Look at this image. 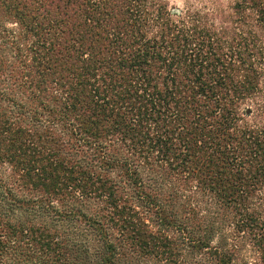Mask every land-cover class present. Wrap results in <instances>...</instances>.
Instances as JSON below:
<instances>
[{
  "label": "trees",
  "instance_id": "16d2710c",
  "mask_svg": "<svg viewBox=\"0 0 264 264\" xmlns=\"http://www.w3.org/2000/svg\"><path fill=\"white\" fill-rule=\"evenodd\" d=\"M0 0V264H264V1Z\"/></svg>",
  "mask_w": 264,
  "mask_h": 264
},
{
  "label": "rangeland",
  "instance_id": "374dc122",
  "mask_svg": "<svg viewBox=\"0 0 264 264\" xmlns=\"http://www.w3.org/2000/svg\"><path fill=\"white\" fill-rule=\"evenodd\" d=\"M170 6H175L180 9L187 7L194 10H201L207 12L209 10H215L222 16L229 14L231 11L230 6L232 0H167ZM264 1V0H263ZM143 264H156L153 261H144Z\"/></svg>",
  "mask_w": 264,
  "mask_h": 264
}]
</instances>
